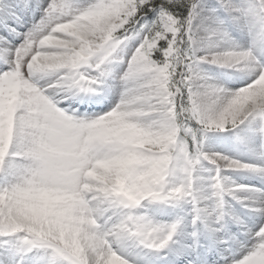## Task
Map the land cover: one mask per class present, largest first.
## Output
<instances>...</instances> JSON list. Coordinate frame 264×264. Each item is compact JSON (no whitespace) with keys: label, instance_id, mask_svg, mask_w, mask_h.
Listing matches in <instances>:
<instances>
[{"label":"snow or ice","instance_id":"1","mask_svg":"<svg viewBox=\"0 0 264 264\" xmlns=\"http://www.w3.org/2000/svg\"><path fill=\"white\" fill-rule=\"evenodd\" d=\"M0 264H264V0H0Z\"/></svg>","mask_w":264,"mask_h":264},{"label":"rangeland","instance_id":"2","mask_svg":"<svg viewBox=\"0 0 264 264\" xmlns=\"http://www.w3.org/2000/svg\"><path fill=\"white\" fill-rule=\"evenodd\" d=\"M237 40L240 43L246 42V39H242L239 36H237ZM203 67L209 76L226 84L229 88H237L241 86V84L244 82L238 76H233L231 79L225 76V72L230 71L228 69L218 68L209 65H204ZM210 135H212L213 137L211 141L212 150L222 151L230 156L239 157L241 159H248L246 155H242L239 151H237V149L233 146L232 142L229 139H227V137L230 135L229 133H212ZM226 174L230 177L231 181L237 184H244V185L256 184L257 186H260L258 178H256L250 173L244 171H229ZM230 203L232 209L238 215H240L245 220V222H248L251 219V217L246 214L247 210L242 208L240 204L236 203L235 201H231ZM162 218L166 219V217H162ZM237 229H238V225L229 222L227 224V232L221 230L218 233V235L221 237H225L227 236L228 232H236ZM217 247L222 251H226L228 249H235L236 245L231 240H228L226 243H221L217 245Z\"/></svg>","mask_w":264,"mask_h":264}]
</instances>
